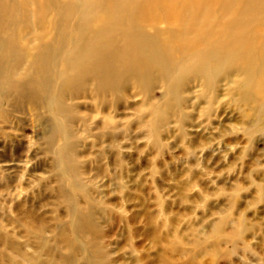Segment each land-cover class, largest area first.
Masks as SVG:
<instances>
[{
  "label": "rangeland",
  "instance_id": "374dc122",
  "mask_svg": "<svg viewBox=\"0 0 264 264\" xmlns=\"http://www.w3.org/2000/svg\"><path fill=\"white\" fill-rule=\"evenodd\" d=\"M20 1L0 0V59L11 46L35 63L49 42L61 75L45 104L0 97V264H264V0H171L173 19L161 0H125L96 38L120 73L77 79L63 98L60 63L87 42L65 55L34 0L24 37ZM11 64L0 83L35 79Z\"/></svg>",
  "mask_w": 264,
  "mask_h": 264
},
{
  "label": "bare ground",
  "instance_id": "6f19581e",
  "mask_svg": "<svg viewBox=\"0 0 264 264\" xmlns=\"http://www.w3.org/2000/svg\"><path fill=\"white\" fill-rule=\"evenodd\" d=\"M62 0H44V3L42 0H34L32 5H36L37 7V14L36 17H39V22L40 26L43 25L42 30L46 34V31L48 28H51V31L48 32L49 34L52 33L53 37H51L52 41L56 43L55 40L56 38H60L61 44H62V49L66 50V54L68 55L71 52V48L75 46V42L77 39H84L87 44L85 49L86 53L82 51L79 55V59L73 58L70 60V57H68L66 60H62V63L60 65L66 69L67 71V81L58 84L57 85V93L60 95V98L66 97V94L64 90L66 88H72L74 86V82L77 79L85 78L88 77L89 74L95 75L96 73L105 77V79L110 82L112 80V77L114 78L115 72L117 70L118 73H120L121 68L123 66H118L115 69L111 70V66H109V69L107 70L106 65L102 63V59L105 61H109V59L105 58H100V54L102 50L100 49L99 42H96V38L103 37V35H106L111 27H113V22L115 23L116 20L121 19L120 13H126L128 11L126 5L124 4L125 0H111V5L107 4L110 2V0L106 3V0H98L97 5L92 7L89 5L90 0L85 1V4L82 7H76L75 5L69 4L68 1L62 2L65 3L63 6L61 4ZM162 8H164V11L166 13V16L168 18H174L173 16V11L170 9V1L171 0H161ZM22 4V8L24 9V17H25V22L26 25L21 27L22 32H26L24 27L27 26V32L30 30L33 31V33H36L37 30L34 28V23L32 25H29L28 23V7H30V3L27 0H21L20 1ZM47 3V6L45 5ZM106 6L109 9V6L112 8V10H106ZM13 9H18L17 5H13ZM145 12V16L149 19L152 17H155V10L149 9L146 7L143 9ZM84 11V12H83ZM53 13V14H51ZM52 15V18H48V15ZM80 15V16H79ZM22 16V14L20 15ZM100 17L103 19V21L100 19ZM50 19V20H49ZM96 19V20H95ZM32 21V19L30 18ZM73 21H76L78 23L77 28L73 29L71 27V24ZM90 21L95 25L94 28H92L90 31L87 30L82 23ZM23 24L25 22L23 20H20ZM48 24V27L46 26ZM82 25V26H81ZM47 33V36L49 34ZM89 33V34H88ZM22 35H17L16 37L21 40ZM25 37V35H24ZM128 37V36H127ZM6 35L3 37L2 44H6ZM39 39V35H38ZM42 39V37H40ZM50 40V41H51ZM44 41V39H42ZM59 41V40H58ZM92 42L90 45L89 43ZM51 43H46V46L43 48V54L42 56L40 55L35 61V63H29L24 61L23 59H19L17 55L10 54L7 52L13 51L11 46H6V53H2L1 55L4 54L3 57L6 59H0V61H7L11 62V68L10 70H13L15 67H21L23 65H30L31 67L35 68V79H25L23 77H18V78H13V80L10 81H5L0 83V97L2 99H5L6 97V90H21L22 94L24 97L27 99H32V101H37L41 104H45L48 101L47 97H44L41 93L43 94H51L52 93V86L54 84V80L56 79V75L59 73V76L61 73L59 72V66L57 63V60L60 59V57L57 56H51ZM89 45V47H88ZM140 54L143 55L148 52V50L144 48L139 49ZM104 52L103 57L106 55L109 56L112 55V53ZM85 53V54H84ZM100 53V54H99ZM99 54V55H98ZM110 54V55H109ZM28 59V57H26ZM92 61L95 67H98L99 69H94L93 67L87 65L86 63ZM147 64V62H145ZM143 64V65H146ZM160 61L159 60H153L151 59L149 66L153 69L156 68H161L160 66ZM103 66V67H102ZM160 66V67H159ZM139 68H137L138 70ZM124 71V68H123ZM94 72V73H93ZM150 71L146 70H140L137 72L139 75H144L148 74ZM3 71L0 69V74H2ZM16 73V72H15ZM16 76V75H15ZM58 76V77H59ZM104 79V80H105ZM103 80V81H104ZM102 83V82H101ZM106 88V87H105ZM40 93L42 95V100L39 99ZM5 97V98H4ZM69 101V100H68ZM59 113L63 112V107L58 109ZM5 122H9L8 119H5Z\"/></svg>",
  "mask_w": 264,
  "mask_h": 264
}]
</instances>
